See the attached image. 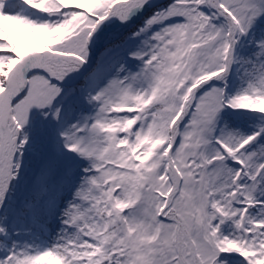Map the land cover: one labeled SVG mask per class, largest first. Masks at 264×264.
<instances>
[{
	"label": "snow or ice",
	"instance_id": "6c2138e0",
	"mask_svg": "<svg viewBox=\"0 0 264 264\" xmlns=\"http://www.w3.org/2000/svg\"><path fill=\"white\" fill-rule=\"evenodd\" d=\"M0 264H264V0H0Z\"/></svg>",
	"mask_w": 264,
	"mask_h": 264
}]
</instances>
